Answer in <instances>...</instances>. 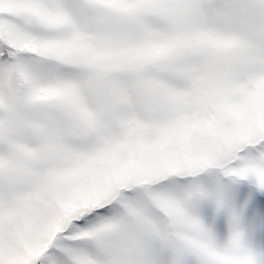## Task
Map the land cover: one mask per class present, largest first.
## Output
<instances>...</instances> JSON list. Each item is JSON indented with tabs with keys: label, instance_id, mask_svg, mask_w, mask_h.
I'll return each mask as SVG.
<instances>
[{
	"label": "rangeland",
	"instance_id": "374dc122",
	"mask_svg": "<svg viewBox=\"0 0 264 264\" xmlns=\"http://www.w3.org/2000/svg\"><path fill=\"white\" fill-rule=\"evenodd\" d=\"M0 264H264V0H0Z\"/></svg>",
	"mask_w": 264,
	"mask_h": 264
}]
</instances>
